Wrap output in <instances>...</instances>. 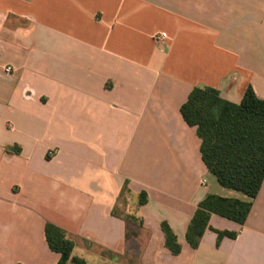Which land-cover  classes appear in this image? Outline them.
<instances>
[{"label":"crops","instance_id":"crops-1","mask_svg":"<svg viewBox=\"0 0 264 264\" xmlns=\"http://www.w3.org/2000/svg\"><path fill=\"white\" fill-rule=\"evenodd\" d=\"M196 87L264 100V0H0V264H58L48 223L87 264H264V182L244 225L211 216L236 238L187 242L207 196L249 201L182 116Z\"/></svg>","mask_w":264,"mask_h":264},{"label":"trees","instance_id":"trees-1","mask_svg":"<svg viewBox=\"0 0 264 264\" xmlns=\"http://www.w3.org/2000/svg\"><path fill=\"white\" fill-rule=\"evenodd\" d=\"M186 123L197 128L202 141L201 154L210 174L223 187L245 194L249 201L209 195L202 201L189 225L187 242L198 249L207 230L216 232L219 240L236 238L235 233L219 232L210 226L212 215L244 225L264 182V100L249 87L240 104L222 98L210 87H196L181 107ZM125 192V190H124ZM148 201L143 192L138 207ZM166 248L178 256L182 248L167 223L162 224ZM49 248L60 254L58 264H87L73 256L74 243L66 232L54 224L46 225Z\"/></svg>","mask_w":264,"mask_h":264},{"label":"built area","instance_id":"built-area-1","mask_svg":"<svg viewBox=\"0 0 264 264\" xmlns=\"http://www.w3.org/2000/svg\"><path fill=\"white\" fill-rule=\"evenodd\" d=\"M155 38H156V40L158 42H163V41H166L168 39V36H167L166 33H160V34L156 35ZM5 72H6V74L11 75L12 74V69L10 67H7L5 69Z\"/></svg>","mask_w":264,"mask_h":264},{"label":"rangeland","instance_id":"rangeland-1","mask_svg":"<svg viewBox=\"0 0 264 264\" xmlns=\"http://www.w3.org/2000/svg\"><path fill=\"white\" fill-rule=\"evenodd\" d=\"M216 185H217V187L221 190V189H225V188H221V186L218 184V182H217V180H216ZM240 195H243V194H240ZM242 198L244 197L245 198V196H241ZM127 199V198H126ZM121 208L120 209H122V210H124V202L122 201L121 202V206H120ZM97 264H99V263H97Z\"/></svg>","mask_w":264,"mask_h":264}]
</instances>
